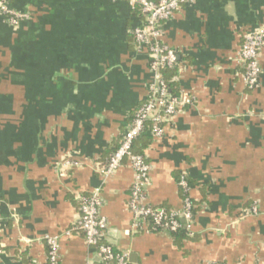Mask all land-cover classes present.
Returning a JSON list of instances; mask_svg holds the SVG:
<instances>
[{
    "label": "crops",
    "instance_id": "obj_1",
    "mask_svg": "<svg viewBox=\"0 0 264 264\" xmlns=\"http://www.w3.org/2000/svg\"><path fill=\"white\" fill-rule=\"evenodd\" d=\"M0 12V264H48V235H61L59 264H103L83 232L79 194L100 188L105 240L129 264H264V46L259 83L238 62L242 34L264 26V0H195L167 20L178 51L175 93L191 105L144 149L148 201L180 209L190 184L192 234L133 228L128 163L105 180L107 161L144 101L150 60L131 30L128 0H6ZM254 202L258 213H249ZM177 233V232H176Z\"/></svg>",
    "mask_w": 264,
    "mask_h": 264
},
{
    "label": "built area",
    "instance_id": "obj_2",
    "mask_svg": "<svg viewBox=\"0 0 264 264\" xmlns=\"http://www.w3.org/2000/svg\"><path fill=\"white\" fill-rule=\"evenodd\" d=\"M131 7L138 11L140 24L131 30L137 51L145 52L150 60L152 78L147 86V94L136 110L118 147L110 154L107 161L98 166L102 179L113 175L125 163L134 171L135 178L129 195V208L133 218V228L146 231L169 230L172 232L185 229L192 234L194 204L189 194L190 184L181 176L178 184L182 188L183 205L180 209H167L153 206L148 201V186L151 182V164L143 154L134 153L135 139L146 131L152 138L162 137L168 123L193 103V96H185L171 91L164 69L175 68L178 63V51L163 41V28L183 6L195 0H128ZM0 12L6 21L19 26L27 15L13 10L6 0H0ZM264 46V26L242 34V43L238 53V62L245 67L244 80L248 86H256L262 74V49ZM176 81L177 77L174 76ZM79 218L73 230L83 232L85 241L98 252L103 264H129L128 252H119L108 243L106 231L108 220L102 213L103 198L100 188L89 194H79ZM249 213H258V204L254 202ZM61 235H48V264L60 263ZM2 250L0 248V254ZM211 264H219L212 262Z\"/></svg>",
    "mask_w": 264,
    "mask_h": 264
},
{
    "label": "trees",
    "instance_id": "obj_3",
    "mask_svg": "<svg viewBox=\"0 0 264 264\" xmlns=\"http://www.w3.org/2000/svg\"><path fill=\"white\" fill-rule=\"evenodd\" d=\"M164 74H165V76H166V78L169 80V82H170V86H171V91L173 92V93H175V90H174V83H175V81L173 80V77L175 76V68H166V69H164ZM152 137V136H151ZM150 139H152V138H150V136H144L143 134L142 135H140V136H138L136 139H135V141H134V144H133V151H134V153H138V154H143V155H145L144 154V149L149 145V143L151 142V140ZM118 146H116L115 148H114V150L117 148ZM113 150V151H114ZM112 151V152H113ZM183 195H184V193H183ZM165 208H167V207H165ZM167 209H171V208H167ZM194 211V214H195V209L193 210ZM185 232V230L184 229H180V230H178V231H175L174 232V234H175V236H177L178 235V233L179 232ZM177 232V233H176Z\"/></svg>",
    "mask_w": 264,
    "mask_h": 264
}]
</instances>
